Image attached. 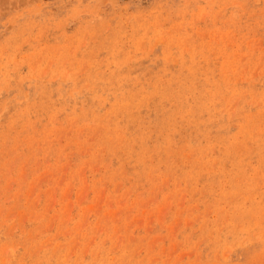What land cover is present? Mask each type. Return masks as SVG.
Segmentation results:
<instances>
[{
  "label": "rangeland",
  "instance_id": "obj_1",
  "mask_svg": "<svg viewBox=\"0 0 264 264\" xmlns=\"http://www.w3.org/2000/svg\"><path fill=\"white\" fill-rule=\"evenodd\" d=\"M0 264H264V0H0Z\"/></svg>",
  "mask_w": 264,
  "mask_h": 264
}]
</instances>
